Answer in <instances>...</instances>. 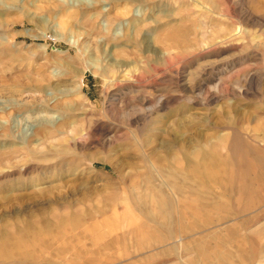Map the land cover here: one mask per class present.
I'll return each mask as SVG.
<instances>
[{
    "label": "rangeland",
    "instance_id": "obj_1",
    "mask_svg": "<svg viewBox=\"0 0 264 264\" xmlns=\"http://www.w3.org/2000/svg\"><path fill=\"white\" fill-rule=\"evenodd\" d=\"M1 184L0 264H264V0H0Z\"/></svg>",
    "mask_w": 264,
    "mask_h": 264
},
{
    "label": "bare ground",
    "instance_id": "obj_2",
    "mask_svg": "<svg viewBox=\"0 0 264 264\" xmlns=\"http://www.w3.org/2000/svg\"><path fill=\"white\" fill-rule=\"evenodd\" d=\"M44 134H46V132ZM216 140L221 141L220 143L222 147L225 148V144H224L225 138L218 137ZM35 142H37L36 143L37 147L41 145L40 139L35 140ZM209 144L208 145H205L203 143L197 144L196 145L197 148L195 149V154L193 157H190L189 155L190 154L189 148L191 147L188 148L186 145H182L179 148L181 157H175L173 159L158 158L156 159V161L154 160L155 165L158 168H160L162 171L166 170L167 169L166 165L168 164L170 166L171 162L176 164L178 168H181V171L179 174L172 172L173 174L169 176L171 177L170 181L178 180L177 181L178 183L179 182L189 183V182L194 181L195 183L202 184V185L203 184L206 185L209 183L223 182L228 178L226 167L227 165H229L228 160L230 158L220 156L217 153L218 151L215 152L214 151L215 149L213 150L214 145H209ZM39 153L40 152H37V151L35 152V154H39ZM29 168H30L29 166L27 168L24 167L22 168V170L26 171ZM42 168L45 170L49 169L48 166L42 167ZM160 176H163V174H161ZM145 178H144V182H145ZM163 180H167V179L163 178ZM35 185L37 184H32V186H35ZM32 186H30L29 188H31ZM4 190H6V185L1 184L0 193L4 192ZM40 193L38 195H40ZM166 206L168 207V209ZM158 209H159V213L161 212L165 215H169L173 213V206L164 201H160L158 203ZM167 210H169V212H167ZM157 213H158V210H157ZM149 217L151 216H147V217L144 216L145 219ZM134 223L135 221L132 222V224ZM40 235H41L40 228L36 225L35 222H32L30 220H26V221L24 220V222L19 221V223H13V224H5L3 226L0 225V249L7 250V247H10V248L13 247L12 249L18 250L21 247H30L31 245H33L34 240H36ZM20 257L25 259V258H28V255L23 254V255H20Z\"/></svg>",
    "mask_w": 264,
    "mask_h": 264
}]
</instances>
